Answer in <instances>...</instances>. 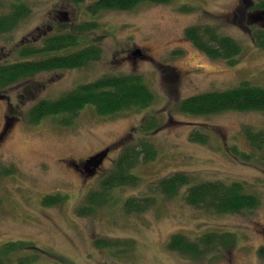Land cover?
Wrapping results in <instances>:
<instances>
[{
	"label": "rangeland",
	"instance_id": "rangeland-1",
	"mask_svg": "<svg viewBox=\"0 0 264 264\" xmlns=\"http://www.w3.org/2000/svg\"><path fill=\"white\" fill-rule=\"evenodd\" d=\"M12 1L0 0L4 10ZM20 1L30 13L12 31L0 34V64L18 60L23 42L41 45L43 36L60 32L58 24L66 23L68 30L89 19L85 8L94 0ZM258 1L171 0L101 10L95 17L99 27L66 50L95 44L100 59L79 68L40 72L1 91L0 166H11L14 172L0 178V248L26 242L2 258L5 264L264 263L259 254L264 251V148L251 146L244 133L245 128L264 129V112L189 115L177 108L188 96L243 80L264 87V48L254 44L246 19ZM236 9L242 10V20L233 15ZM198 22L217 26L241 45V52L233 61L208 56L184 36L185 28ZM253 22L260 25L262 20ZM121 74L142 76L155 96L147 108L100 114L87 104L68 124L61 123L64 114L38 123L26 120L27 110L40 98L54 99L80 83ZM152 116L157 126L143 131L141 124ZM195 130L205 142L192 138ZM142 139L156 155L132 168L139 182L114 188V200L97 206L93 214H79L85 194L99 187L123 148ZM175 172L195 182H240L257 204L215 213L188 204L185 188L173 196L155 193L154 183ZM54 194L65 200L43 203ZM151 195L155 201L149 207L126 210L128 199L141 202ZM207 231L232 232L236 243L198 257L167 248L174 233L195 240Z\"/></svg>",
	"mask_w": 264,
	"mask_h": 264
},
{
	"label": "trees",
	"instance_id": "trees-1",
	"mask_svg": "<svg viewBox=\"0 0 264 264\" xmlns=\"http://www.w3.org/2000/svg\"><path fill=\"white\" fill-rule=\"evenodd\" d=\"M72 1L79 2L80 0ZM170 1H92L85 8L86 13L90 16L89 19L71 25L68 30H66V23L58 24L60 32L49 37L48 35L43 36L41 45L23 42L17 48L18 60L0 64V97L4 96L1 93L2 90L30 79L40 72L79 68L100 59L101 49L95 44H88L71 52H66V50L77 47L80 44L78 38L82 34L99 27L95 17L101 10H129L142 2L168 3ZM251 9L255 11L254 14L247 13L246 15L247 22L250 23L249 33L254 44L264 48V0L255 2ZM29 13L30 8L23 1L13 0L8 10H4L0 2V34L12 31ZM233 15L238 20L243 19L241 9H236ZM252 19L262 20V22L258 25L252 23ZM63 30L65 31L61 32ZM184 36L211 58L233 61L242 50L236 40L222 33L217 26L208 23L198 22L186 27ZM154 98L153 91L144 83L141 75H107L80 83L54 99H38L27 110L25 117L29 123H38L49 115L64 114L66 116L61 120V123L68 124L87 104L93 105L100 114H114L126 109H145ZM177 108L189 115H209L227 110L264 112V87L243 80L239 84L223 90L205 91L188 96L177 103ZM156 126L157 122L152 116L141 124V129L148 132ZM244 133L251 146L259 150L264 148V129L254 131L245 128ZM191 135L197 141H206V137L197 134V130ZM146 139L139 140L137 146L123 148L112 168L100 181L99 187L90 189L85 194V201L79 209V214H93L98 209L97 206L107 205L114 200L112 196L114 188L135 185L139 182V178L131 172L132 168L139 160L148 161L156 155L155 148ZM13 172L11 166H0V178L12 175ZM154 187L155 193L165 196L176 195L185 188L184 197L188 204L215 213L239 212L257 204L256 197L245 192L240 182H195L183 172H175L157 180ZM152 196L154 197L151 195L150 198L143 199L141 202L136 199H128L124 206L130 212L142 211L155 201ZM63 199L65 200V197L54 194L45 196L43 203L53 205L61 203ZM25 243L4 244L0 248V264H5L3 259H8L9 254L18 250ZM235 243L236 238L229 231H207L195 240H191L181 233H174L168 239L167 248L181 254L198 257L206 252L234 246ZM115 245H117V241L113 242V246ZM259 254L264 256L263 249L259 250Z\"/></svg>",
	"mask_w": 264,
	"mask_h": 264
},
{
	"label": "water",
	"instance_id": "water-1",
	"mask_svg": "<svg viewBox=\"0 0 264 264\" xmlns=\"http://www.w3.org/2000/svg\"><path fill=\"white\" fill-rule=\"evenodd\" d=\"M133 53H134V54H137V53H138V51H134Z\"/></svg>",
	"mask_w": 264,
	"mask_h": 264
}]
</instances>
